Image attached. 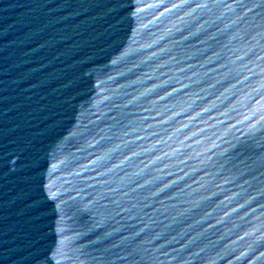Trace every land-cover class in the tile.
I'll return each instance as SVG.
<instances>
[{"label":"water","instance_id":"water-1","mask_svg":"<svg viewBox=\"0 0 264 264\" xmlns=\"http://www.w3.org/2000/svg\"><path fill=\"white\" fill-rule=\"evenodd\" d=\"M0 264H264V0H0Z\"/></svg>","mask_w":264,"mask_h":264}]
</instances>
